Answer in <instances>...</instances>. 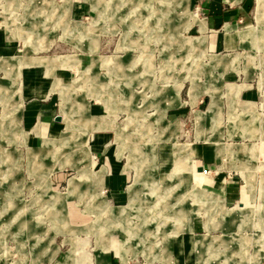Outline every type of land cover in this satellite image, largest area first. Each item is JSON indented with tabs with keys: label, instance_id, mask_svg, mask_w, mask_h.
<instances>
[{
	"label": "rangeland",
	"instance_id": "374dc122",
	"mask_svg": "<svg viewBox=\"0 0 264 264\" xmlns=\"http://www.w3.org/2000/svg\"><path fill=\"white\" fill-rule=\"evenodd\" d=\"M186 1L8 0L5 10L6 1L0 0V37L2 34L8 45H15L18 53L25 51L28 58L38 59L33 63L35 76L20 79L23 64L9 73L8 65L0 61V193L5 194L0 203V264H111L120 260L129 264H177L173 241L185 230L189 234L206 232L197 236L199 262L264 264V56L259 58L263 68L258 66V76L251 81V89L258 92L257 102L235 104L236 108L230 109L228 98L233 94L225 95L220 126L221 112L214 126L208 118L199 125L194 112H188L186 121L170 126V132L163 126L148 125L151 119L143 109L134 117L137 105L153 102V92L158 101L156 91L162 85L148 80L152 70L156 81L167 79L162 74L171 82L175 80L177 93L183 85L181 79L187 78L183 95L189 98L186 91L191 84L193 103L200 92L214 89V82L202 83L198 78L200 68L196 69L193 50L196 43L177 39L188 17ZM52 7L58 8L60 15L52 13ZM167 25L170 38L163 39ZM95 29L99 34H94ZM186 34L194 31L188 28ZM177 51L184 54L180 66ZM88 52L92 61L83 68L80 59ZM164 53L171 60L163 67ZM148 57L155 58L154 65ZM202 61L198 64L205 78L213 67L205 58ZM179 71L187 74L178 75ZM176 74L178 78H173ZM19 87L21 93L25 89L29 93L53 92L55 119L63 117L62 108L68 128L79 130L78 138L68 135L67 123L62 122L59 129L64 136L33 141L32 136H50L52 132L41 130L40 125H23V102L19 106L16 96ZM143 95L149 97L144 100ZM200 96V108L205 109L210 96ZM72 97L88 99L103 108L92 117L89 138L93 141L99 131L109 133V153L89 152L83 144L81 137L87 127L80 114L86 112V105L83 99L73 101ZM208 110L214 117V100ZM199 112L203 116L208 113ZM160 117L156 115V123ZM169 135L192 144L176 142L173 148ZM116 145L129 179L135 178L137 169V179L144 185L124 205L103 180ZM195 145L203 153L202 167H198L200 160L192 157ZM163 153L170 157L164 163ZM220 166L237 185L233 202L219 191L226 209L218 205V195L212 193H217L212 186L219 174L210 170ZM100 168L103 172L97 173ZM57 169L66 176L74 174L68 191L65 182L57 187L59 191L50 188V176ZM184 169L192 172L193 178L184 173L182 185L180 173ZM99 177L101 181L95 182ZM80 182L92 186L87 192L79 190V207L90 213L91 222L76 227L69 224L64 200ZM218 187L223 189L224 182ZM30 214L36 216L38 224L45 220L50 227L47 235H28L40 229H35ZM225 219L230 221L228 225L223 223Z\"/></svg>",
	"mask_w": 264,
	"mask_h": 264
},
{
	"label": "crops",
	"instance_id": "0c3cea01",
	"mask_svg": "<svg viewBox=\"0 0 264 264\" xmlns=\"http://www.w3.org/2000/svg\"><path fill=\"white\" fill-rule=\"evenodd\" d=\"M5 1L6 2L4 3V7H5V10H7L8 0H5ZM17 1H20V0H17ZM190 2H191V7H189V0L186 1V4L184 6L185 15L188 17L185 21L186 23L184 27L182 28V30L180 32H177V36H178L177 39H180V41L181 40H191L196 43L193 50H194V57H195L194 61L196 65H198L196 66V69L197 67L200 68V70L197 71L198 78L202 83L206 81L214 82V87L212 86L214 89L212 90L209 89L208 91L200 92L196 96V102L193 103L191 100L192 98L190 94V87L192 86L191 84L188 86L189 88L186 91V94L189 96V98L183 95L185 87H186L187 78H185L184 80L181 79L183 82V85L181 89L179 90V92L177 93L173 86L175 80L171 82L168 79L169 78L168 75L162 74L161 77H166L167 79L163 78L162 81H156L155 78L152 77L155 71L152 70L150 73V76L151 75L152 76L151 77L149 76L148 80L154 79V82L156 84L162 85V86H158L159 89H157L156 91V94L158 95L157 96L158 101L155 99L153 89L149 85L150 90H152L151 92H153V95L151 94L152 95L151 99L153 100V102L144 107L142 105L140 106L137 105L138 110L135 113L134 117L139 111L143 109V112L147 114L146 117L151 119L150 122L148 121L147 123L148 125H156V126L158 125V126L166 127L167 128L166 130H168L167 132H170L169 128L173 124L174 125L183 124L186 121L188 112L189 113L194 112L195 119L196 118L198 119V124L201 126L204 125V118H208L209 119L208 123L211 126H214L215 119L219 118V115L221 112L222 116H221V122L219 124L220 126L223 120V108H224L225 95L233 94L232 98L231 97L228 98V101L230 103L229 105L230 109H235L236 108L235 104H237L238 106L241 104L245 106V103L247 101L252 102V104L257 102L256 94L258 92L251 89V86H252L251 81L252 79L258 76L257 68L258 66H261L259 62V58L260 56L261 57L264 56V0H190ZM192 3L194 4V7L192 6ZM51 10H52V13L57 14V16L60 15V13L59 14L57 13L58 8L52 7ZM149 13L150 12H148L147 14ZM15 27H16L15 30L16 29L17 31L21 30L18 28V26H15ZM188 28L192 29L194 31V34L187 35L186 30ZM174 30L178 31V28H175ZM250 30L254 31V34L249 33ZM164 32L165 33H164L163 39L165 38L169 39L171 30L168 25L165 26ZM94 34L95 35L99 34L98 32H96V29L94 30ZM167 35H168V38H167ZM1 36L3 37L2 34ZM16 36L19 37V34H16ZM260 36L262 38H260ZM2 37H0V61L4 65H8V67L6 68L8 72L9 73L14 72L20 64H23L20 70L19 79L21 78V76L23 77V75L26 78L30 76H35L34 73L37 71V67H35L33 63L37 62L38 59H35L36 57L28 58L26 56L27 53L25 51H23L22 53H18L17 50L15 49V45L14 46L8 45V43H6L5 40H3L4 37L3 38ZM162 42L165 44L164 41ZM179 47H181L182 49H185L182 46H179ZM202 48H204L205 51H202ZM177 52L180 55V62L178 63V66H180L181 61L182 62L184 61V57H183L184 54H182L180 51H177ZM167 54L168 53L163 54V58H162L163 67L165 64L169 63L171 60L170 58H169L170 60L168 59ZM99 55L104 56L105 54L104 55L99 54ZM60 56L62 57V55H59V57ZM101 56H99L98 61L101 60ZM69 58L71 59L73 57H69ZM204 58L206 59V62L209 63L210 66L213 67L210 74L206 73L205 78H204V75L201 74L202 66H199L198 64L200 60L202 61L204 60ZM147 59H150L149 60L150 63L154 65L155 58L154 60L150 57H148ZM27 61H32V62L27 63ZM80 61H82V67L85 68L89 63H91L92 55L88 52V55L86 56L83 55L82 60L80 59ZM173 62L175 63V61ZM29 64H32V65H29ZM163 67L161 69L162 72L164 71ZM24 71H25V74H24ZM179 73L183 76L187 74L186 72L181 73V71H179L177 74L179 75ZM177 74L174 75L173 78H178L176 77ZM4 76L8 77V74ZM238 79H242V81L236 82ZM21 92L22 91L19 87L18 92L17 93L15 92V93L19 99V106L23 102V109H22L23 125L27 128L29 126H32V128H34L40 125L41 130L46 131V132L47 130H50L52 132L50 136H48L46 133L45 135H41L40 137H38V135L32 136L31 139L33 141L43 142L45 141L46 138L58 137L61 135L64 136L63 131L60 132L61 130L59 129V126L62 125V122L67 123V120L65 118L64 111L62 110V108L60 110V114L63 117L61 118V120L55 119V116L57 114L53 112L52 110L54 108V104H55L54 99L56 98V96L55 95L53 96V92H51L50 90L47 92L43 90V91H40V93H36L34 91L33 93H29L28 90L26 89L23 90L24 93H21ZM201 94H206L207 96H210V102L207 108L205 109L200 108V103L203 102L200 96ZM212 94H214V96ZM143 97H144V100H146L149 97V95H143ZM82 99L85 101L86 112L81 113L80 115L83 117V122L86 124V127H87L86 131L82 134V137H81L82 140H84L85 142L83 144L86 146V148L89 149V152H91L92 150H95L101 154L107 153L110 149V145L108 144V142H106L107 137L110 136L109 133L99 131V132H96L95 138L93 141H91V139L89 138L92 132V129L90 126L92 122L91 121L92 117L93 115H95L94 113L103 111V108L100 105L91 104V101L88 99L87 100L85 98H82ZM82 99H79V98L76 99L72 97L73 101H77V100L80 101ZM133 99L134 98H132V101ZM101 100H103L104 102H107L104 99H101ZM213 100H214V117H212V115H210V112H208L209 111L208 109L210 105L213 103ZM243 106H240V107L242 108ZM151 108L153 110L155 109V111L148 112V109H151ZM199 111H207L208 113L204 114L203 116L202 114L201 115L199 114L200 113ZM231 112H235V110L233 111L229 110V113ZM229 113H227L228 119H229ZM156 115H161L158 123L155 122ZM229 125H230V121H229ZM67 129H68L67 131L70 130L69 131L70 134L68 135H70L73 139L78 138L79 136L78 129L68 128V123H67ZM197 137L199 136L197 135ZM168 138L173 139V148L176 142L180 144H185V145L192 144V142H185V143L179 142L175 137L171 135H169ZM248 139H253V138H248ZM208 140L209 138L206 139V141ZM255 141L257 140L253 139V142ZM193 142L196 143L197 139L194 140ZM253 142H250V144ZM115 147L116 148L113 152L112 162L109 165L110 170L108 173H105L106 175H104L103 180L106 186H109L111 189L114 190V195L116 196V200H118L119 202H122V205H124L128 202L130 196L134 192L143 189L144 185L140 180L137 179V176H136L137 169L135 173V178L129 179V176L126 174V171L124 169L125 163L121 161L117 155V152H118L117 145ZM191 151H192V157L194 159L200 160L201 162V164L198 167L200 166L202 167L201 159L203 158V153H199L196 150V145H195V149L193 148L191 149ZM164 155H165L164 153L161 155L162 158L164 157ZM169 158L170 157L168 158L164 157L163 163ZM172 159H173V164L175 165V161H176L175 150L173 151ZM202 170L205 172V174H208V171L204 169ZM99 171L103 172L102 168H100L97 171V173ZM210 171L219 174L216 177L217 181L214 182V186H212L214 190L217 191V193L215 192H212V193H214L215 196L216 194L218 195V197L216 198L218 201V205L226 209L227 207L223 203V200L219 198V195H220L219 191L223 195H227L226 198L228 197L229 202L230 201L233 202L235 201V197L237 194V191H236L237 185L234 183L233 179L227 178V176H225V172L224 170L221 169V166L217 167L216 169L210 170ZM147 172L149 171H146V170L144 171V173H147ZM171 172L172 170H170L168 174H170ZM186 172L192 175V178H193L192 172H190L187 169L182 170L180 173L182 185L186 178L184 175V173L186 174ZM91 174L92 172L90 171V177H91ZM73 175L74 174H72L71 176H66L64 172L61 171L60 169L53 171L50 176V188L53 191H59L57 187H59V185L65 182L66 190L68 191L69 190V180ZM90 177H88V179H86L84 182L88 181ZM101 178L102 177H99L98 179L95 180V182L97 183L100 182ZM221 181L224 182L223 189H220L218 187V184ZM82 182H80L79 185H76L74 187V191L71 194H69V196H67V198H65L64 200V206L66 209V214H67L69 224H71L72 226H76V227H81L91 222L89 219L90 213L86 211L85 209L79 207L80 206L79 204H81L79 203V198H80L79 190H86L87 192L88 189L91 190L92 186L86 185V184L82 185L83 184ZM1 195L5 196L4 192L3 194L0 193V203H2ZM75 195L78 198L75 199ZM4 199L5 198H3L2 201ZM241 201L242 199L239 201V203L242 205L243 203H241ZM45 214H48V213H45ZM30 217H33L34 219L33 225L35 229L37 228H40V229L34 234H28V235L37 236V237L38 236L41 237L40 235H47L48 231H50L49 230L50 227L46 223H44L45 220L42 222V224H38L37 223L38 219L36 218V216H34V214H30ZM217 218H219V216ZM48 220H50V218H48ZM217 222L222 223V221H219V220H217ZM224 222L227 225L230 223V221H228L227 219H225L223 223ZM204 233L206 232L199 233V234H204ZM209 233L211 235L220 234V233L212 234L211 232ZM199 234H189V233H186V230H185V231H181L180 234L175 236L176 238L173 242H174L175 250L178 254V257L175 258V260L177 261V264H204V263L210 262V261L199 262V259H198L199 247L197 246V236ZM111 264H129V263L128 261L123 262L120 260L118 263H113L111 261Z\"/></svg>",
	"mask_w": 264,
	"mask_h": 264
},
{
	"label": "bare ground",
	"instance_id": "6f19581e",
	"mask_svg": "<svg viewBox=\"0 0 264 264\" xmlns=\"http://www.w3.org/2000/svg\"><path fill=\"white\" fill-rule=\"evenodd\" d=\"M246 32H247V30H246ZM242 34H244V33H242ZM247 35V34H246ZM200 171H202V169H199ZM176 211V210H175ZM170 212V211H169ZM189 215V214H188ZM228 217V216H227Z\"/></svg>",
	"mask_w": 264,
	"mask_h": 264
}]
</instances>
